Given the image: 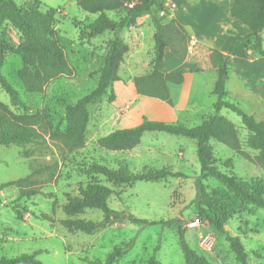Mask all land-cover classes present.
Segmentation results:
<instances>
[{"label": "rangeland", "instance_id": "obj_1", "mask_svg": "<svg viewBox=\"0 0 264 264\" xmlns=\"http://www.w3.org/2000/svg\"><path fill=\"white\" fill-rule=\"evenodd\" d=\"M40 1L43 8L46 5L57 9L53 28L74 73L51 80L41 93H29L17 76V70L22 66L21 58L10 52L5 55L2 73L19 93L25 109L31 113L42 112L47 124L39 129V136L31 143L0 145V184L28 175L37 190L28 197H20L14 185L0 190V257L38 251L36 258L42 264H95V260L104 261L114 247H120L122 254L114 264H149L152 255L161 264H186L178 235L172 227L137 224L125 218H112L105 227L91 233L65 226L63 220L66 218L102 219L103 213L98 209H82L72 213L64 209L69 198L77 193L78 186L88 179L86 165L100 161L112 167H126L132 172L144 167L164 166L182 172L184 176L168 177L161 181H137L132 185L109 183L113 193L108 204L111 208L127 210L145 219L179 217L181 226L185 228V240L198 253L204 254L214 264H239L223 233L201 219L194 206L195 181L200 175L194 139L147 131L143 133L140 143L129 150H107L96 143L97 138L115 129L137 125L135 117L138 116L141 101L133 99L136 92L132 77L149 68L153 48L150 33L154 30L151 16L147 15L139 23L143 26L146 43L137 58L146 63L136 64L129 55L124 54L118 69L120 80L113 82L101 99L88 105L90 119L86 144L67 150L50 132L64 131V120L61 118L64 107L96 87L111 33L107 31L98 37L83 38L80 33L86 29L94 14L81 9L75 0ZM17 2L24 3L25 0ZM109 14L116 18L119 13ZM124 31L121 36L125 40ZM5 32L10 43L19 41V34L10 24L5 25ZM231 86L230 83L228 88ZM111 93L114 94L113 100L109 98ZM209 96L207 93L201 101L207 104L211 100ZM225 99L248 111L232 93ZM0 101L11 110L18 111L1 87ZM131 107L134 116L129 118L127 111ZM221 113L234 123L242 147L254 155L256 151L245 144L247 130L240 117L226 108H222ZM209 144L217 168L249 184L264 187V166L243 158L214 139ZM227 158L231 160L229 165L225 163ZM202 182L207 190H219L222 203L227 207L224 227L232 235L240 237L248 254V264H264V209L233 198L212 177H206ZM14 208L20 211L21 219L17 218ZM43 214L49 219H45ZM200 234L212 235L210 246L200 243Z\"/></svg>", "mask_w": 264, "mask_h": 264}, {"label": "trees", "instance_id": "obj_2", "mask_svg": "<svg viewBox=\"0 0 264 264\" xmlns=\"http://www.w3.org/2000/svg\"><path fill=\"white\" fill-rule=\"evenodd\" d=\"M166 0H75L84 11L95 17L81 31L83 38H94L105 32L111 36L107 42V49L103 55V63L99 68V77L94 89L78 98L73 104L66 105L61 118L64 120V131H51L50 135L58 139L67 150L82 147L86 144V130L90 119L88 105L101 99L107 93L111 84L120 80L119 65L129 46L121 36L124 29L134 25L142 16L150 15L154 26L152 57L148 71L132 77L136 93L154 97L172 105L169 83L178 84L183 81V73L174 71L163 73L160 70L164 49L170 50L180 59L187 54L190 35L185 27L171 16ZM40 0H0V87L10 96L17 112L0 101V145H25L33 142L39 136V129L47 124L42 112H28L24 107L17 90L2 73V66L6 53H14L21 58L22 66L17 70V76L25 91L41 93L47 83L60 76L73 75V67L69 63L64 46L55 34L53 24L56 22L57 9L44 5ZM119 13L111 17L109 13ZM233 17L249 28V33L238 37L237 42H243L245 50L249 43H253L254 54L264 56L262 46V31L264 30V0H233L230 6ZM10 26L19 34L16 44L10 43L5 36V25ZM226 55L217 49H212L210 61L216 68L217 78L212 92L217 99L213 103L214 112L199 124L186 126L181 123L165 122L162 120L143 117L134 127L115 129L97 138L99 147L107 150H129L140 143L141 137L147 131H161L174 135H183L195 140L196 155L200 165V175L195 181L196 196L194 206L198 216L206 220L216 230L223 233L235 260L239 264H248V254L239 236L232 235L224 227L227 220V207L222 203L218 189L207 190L202 182L206 177L218 180L233 196L244 204H250L264 209V187L260 184H249L232 173L222 171L214 164L212 148L209 144L214 139L228 146L243 158L264 166V120L256 119L236 104L226 100L227 79ZM110 100L114 94H109ZM22 107L21 110L18 108ZM226 108L240 117L241 123L247 130L245 144L256 151L251 155L240 142L238 131L234 123L229 120L221 109ZM230 159L225 163L229 165ZM88 179L77 188V193L69 198L64 205L67 213L82 209H98L103 213L99 221L80 218H66L63 220L69 229H76L91 233L103 228L112 218H125L137 224H161L172 227L178 235L179 247L186 264H214L204 254L198 253L191 247L184 237L185 228L181 226V219H145L135 216L127 210H117L108 204L113 188L109 185H132L137 181H161L168 177L184 176L180 171H173L164 166L144 167L138 172H132L126 167H112L104 162L92 161L86 165ZM16 186L20 197H28L37 190L29 176H22L0 184V190L8 186ZM18 219L22 215L14 208ZM45 219H49L43 214ZM38 251L21 253L15 256L0 257V264H42L36 258ZM122 254L120 247H114L104 261L95 260V264H114ZM149 264H161L152 255Z\"/></svg>", "mask_w": 264, "mask_h": 264}, {"label": "crops", "instance_id": "obj_3", "mask_svg": "<svg viewBox=\"0 0 264 264\" xmlns=\"http://www.w3.org/2000/svg\"><path fill=\"white\" fill-rule=\"evenodd\" d=\"M232 1H165L171 16L189 33L190 41L183 59L178 58L169 47H166L160 70L163 73L181 71L183 81L178 84L169 83L172 105L158 98L135 93L133 99L143 104L140 103L135 124H139L142 118L147 116L150 119L193 126L212 114L213 103L217 99L216 94L212 92L217 78L216 68L210 61L212 49L226 55V97L232 93L240 104L248 109L247 113L256 119L264 120V56L254 54L255 47L252 42L246 50L243 42H237L238 37L249 33V28L231 15ZM145 17L147 15L140 17L135 25L124 31L125 41L129 46L125 55H129L136 64L146 63L140 62L137 58L146 43L143 26L139 25ZM153 33L154 30L150 33L152 38ZM262 38L264 48V30ZM146 72L147 70L144 73ZM230 83L232 86L229 89ZM207 93L211 100L206 104L201 98ZM132 111L133 107L127 111L129 118L134 116Z\"/></svg>", "mask_w": 264, "mask_h": 264}, {"label": "built area", "instance_id": "obj_4", "mask_svg": "<svg viewBox=\"0 0 264 264\" xmlns=\"http://www.w3.org/2000/svg\"><path fill=\"white\" fill-rule=\"evenodd\" d=\"M210 241H212V235L200 234V243L201 244L210 246Z\"/></svg>", "mask_w": 264, "mask_h": 264}]
</instances>
